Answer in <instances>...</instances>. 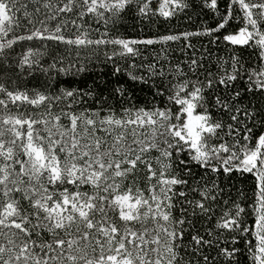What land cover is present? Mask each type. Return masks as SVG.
I'll use <instances>...</instances> for the list:
<instances>
[{"label":"snow or ice","instance_id":"1","mask_svg":"<svg viewBox=\"0 0 264 264\" xmlns=\"http://www.w3.org/2000/svg\"><path fill=\"white\" fill-rule=\"evenodd\" d=\"M27 6L26 0H0V60L5 63L6 50L22 40L55 41L83 48L112 45L118 50L111 56L105 52L109 59L139 57L142 63H133L132 67L160 78L165 72L158 65L161 58L167 59V49L153 51L152 59H148L144 55L148 46L218 32L239 11L242 15L237 18L245 22L244 26L222 39L244 46L254 41L262 65L247 73L248 90L264 93V0H230L221 22L204 33L143 39H92L89 30L76 20L53 22L62 13H73L82 20L91 14L97 23L114 24L121 13L134 7L142 16L171 18L177 9L189 7L186 0H155L154 4L153 0H66L55 7L46 0L43 7L51 14L39 21L42 27H34ZM207 7L218 9L217 0H210ZM69 23L76 29L73 36L64 34ZM25 24L33 25L34 30L9 35ZM39 52L28 48L19 66L39 64L40 60L34 59ZM238 64L239 60L233 58L232 72L225 71L216 82L227 85L236 81ZM199 67L196 59H190L193 75ZM175 68L185 75L178 65ZM211 77L208 73L204 81L198 76L195 82L191 77L177 83L169 81L165 90H170L168 99L178 106L175 111L171 107L125 108L117 114L109 109L103 116L99 111L90 114L87 110L76 113L63 109L54 114L50 101L74 97L72 90L50 97L36 90L31 95L27 90L12 91L0 83L4 97L0 98V264H199L185 261L184 255L195 256L205 247L214 246L219 256L233 264L239 251L234 245L239 240L245 241L252 264H264V131H258L255 123L260 116L259 126L264 128V116L216 97L215 105L231 113L233 123L214 118L204 93L205 88L213 87ZM115 92L126 95L122 87ZM246 119L254 121L251 127ZM153 151L159 155L149 160ZM181 153H187L205 173L229 180L235 173L252 177L250 196L239 190L242 202L232 200L217 223L219 229L229 233L233 247H221L218 240L198 233L189 241L195 246L193 251H184L181 241L188 208L194 216H207L212 211L209 202H217L224 190L209 176L202 185L190 188L199 199L188 200L185 191L177 193L175 186L189 183L176 174L179 165L185 169L188 166L187 160L177 162L174 158ZM188 172L191 176L190 169ZM177 197L187 205L180 208L179 217L174 215ZM245 234L253 239L245 240ZM201 259L204 264H213L208 255Z\"/></svg>","mask_w":264,"mask_h":264},{"label":"trees","instance_id":"2","mask_svg":"<svg viewBox=\"0 0 264 264\" xmlns=\"http://www.w3.org/2000/svg\"><path fill=\"white\" fill-rule=\"evenodd\" d=\"M24 0H22V3ZM46 0H26L27 12L30 18L35 22L34 27H42L39 24L40 20H44L46 15H50L48 9L43 7ZM53 6H59L66 0H51ZM189 7L185 9H177L176 13L171 18H164L157 15L142 16L134 7L132 10H125L115 23L105 25L102 21L97 23V18L89 14L83 20L73 13H62L56 22L60 20L71 21L76 20L77 24H82L84 28L90 32V38H132L143 39L151 37H159L167 34H182L185 32H200L204 33L208 29H214L221 22V16L226 14V7L230 0H217L218 9L207 7L210 0H186ZM155 0H153V4ZM39 8L36 12L35 9ZM242 14L239 11L234 13V17L229 20V23L224 29L211 34H203L191 36L188 40L183 38L180 41H169L164 45L148 46L144 51V55L148 59H152L151 53L159 51L161 48L167 49V59L161 58L159 67H163L165 77L149 76L142 68H133L132 64L140 65L142 63L139 57H115L111 59L105 55V52L111 56L113 50H118V46L99 45L89 46L87 48L69 46L55 41L41 40H22L18 41L13 49L6 50V63L0 60V83H4L9 90H27L31 95L33 90L42 92L50 97L62 96L65 90H72L74 97L62 96L60 101L52 100L50 102H62L67 105L70 112H90L99 111L101 115L113 110L117 114H121L125 108H146L153 107L168 108L173 111L178 106L172 104L168 99L170 90L168 88L169 81L173 83L179 82L181 79L191 77L193 82L197 76L201 81H204L208 73L212 74L214 81L212 88H205L204 93L209 101L208 107L211 110L213 117L220 119L223 122L233 123L230 121L227 110L222 109L219 105H215V98L220 97L222 101L229 105L235 104L236 107L247 108L252 112H259L264 116V93L259 90H248L247 73L253 69H259L262 65L260 57V49L255 45L254 41L249 45H231L224 41L222 37L228 33L236 32L240 27L244 26V21L240 18ZM23 22L21 12L17 13ZM33 25L25 24L23 27L16 28L10 36L25 35L27 31L34 30ZM76 33L75 27L70 23L66 36H73ZM107 33L105 37L104 34ZM191 47H187L188 44ZM47 46L46 48L44 46ZM143 48V46H139ZM28 48L39 49L40 52L34 59H39L40 63L32 65H20V58ZM42 53V55H41ZM233 58L239 60L236 68L239 72V77L236 81L227 85H221L216 82V78L223 75L225 71L231 73L233 70ZM190 59H196L200 67L195 75L189 71ZM50 65H54L50 67ZM184 73L181 76L176 71L175 66ZM119 67L121 71L116 72ZM169 69H172L169 71ZM144 76V80H133L131 77ZM122 87L126 90V95L121 97L115 89ZM239 91L240 95L236 96ZM1 95V94H0ZM241 119H245L241 117ZM260 116L256 117L255 123L258 131H263L264 128L259 126ZM245 122L249 127L254 121L246 119ZM166 147V145H161ZM159 153L157 152L158 156ZM151 157V159H152ZM177 160H187V169L184 165H179L176 168V174L189 181L188 185H177L175 191H185L188 200L199 199V196L194 197L190 188L197 187L198 184H203L208 177L215 179L216 183L223 188V193L218 196L217 202H209L212 211L207 215L199 214L192 215L191 208H188V214L185 216L186 223L183 225L185 237L181 241L184 245V251L190 253L195 247L190 244L192 235L200 234L205 238H211L219 241V246L227 245L233 247L231 237L226 230H221L217 227L221 215L227 212L231 207V201L236 200L241 203V198L238 196V191L243 190L249 196L252 188V177L248 174L235 173L231 180L227 176H217L212 173H205L204 170L197 166L195 161H191L187 153H181ZM153 163H155L153 161ZM191 170L189 176L188 170ZM142 176L143 173L141 172ZM204 177L202 180L201 178ZM209 187L211 183L209 182ZM224 201H229L226 205ZM176 210L174 215H181L180 208L187 207L182 198L177 197L174 201ZM243 206V205H242ZM246 210H248L246 208ZM199 210H197L198 212ZM247 219V217H245ZM211 233V236L208 234ZM235 235V234H233ZM253 239L247 237L245 240ZM239 249L236 254L233 264H252V258L247 250L244 240H239L235 245ZM183 255V253H182ZM202 255H208L213 264H229V258L219 256L217 247H205L197 252L195 256L184 255V260L199 261V264H204L201 259Z\"/></svg>","mask_w":264,"mask_h":264},{"label":"rangeland","instance_id":"3","mask_svg":"<svg viewBox=\"0 0 264 264\" xmlns=\"http://www.w3.org/2000/svg\"><path fill=\"white\" fill-rule=\"evenodd\" d=\"M0 98H4V97H3V94L0 95ZM50 103H52V102H50ZM52 104H53V106H54L53 109H52V111H53L54 114H60L61 109H63L64 111H69L67 105L63 104L62 102H58V103L55 102V103H52ZM9 107L12 109L13 112L16 111L15 107L12 106L11 104H9ZM29 110H31V109H29ZM0 111H2V110H0ZM69 112H70V111H69ZM78 113H81V112H78ZM91 113H94V112H90V114H91ZM100 115H101V114H100ZM101 116H103V115H101ZM63 122H64V123H67V120H64ZM263 131H264V130H263ZM153 155H157V152L153 151L151 154H149L148 159H149V160H152L151 157H152ZM25 207H27V204H25Z\"/></svg>","mask_w":264,"mask_h":264}]
</instances>
